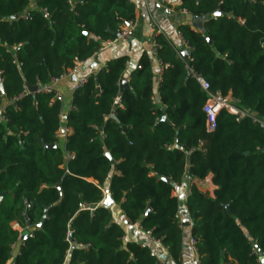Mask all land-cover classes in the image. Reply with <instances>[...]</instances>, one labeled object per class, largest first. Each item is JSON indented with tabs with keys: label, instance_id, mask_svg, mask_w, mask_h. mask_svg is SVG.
<instances>
[{
	"label": "trees",
	"instance_id": "obj_1",
	"mask_svg": "<svg viewBox=\"0 0 264 264\" xmlns=\"http://www.w3.org/2000/svg\"><path fill=\"white\" fill-rule=\"evenodd\" d=\"M178 10L200 17L204 32L178 27L188 61L162 36L154 39L163 66L157 102L150 58L140 57L121 93L127 59L116 58L74 90L65 121L70 133L60 146V99L54 91L30 93L27 86H48L76 62L90 60L134 20V5L0 0V106L6 102L0 122V264H8L19 239L11 224L24 229L25 217L30 226L38 224L44 211L40 229L31 232L13 264H160L148 247L123 244L124 231L104 206L107 182L124 218L158 241L172 264H181L184 234L173 192L185 177L209 175L213 197L192 187L186 201L188 214L195 215L190 240L199 264H260L264 133L225 111L208 132L202 111L208 97L186 66L212 93L264 118V0H181Z\"/></svg>",
	"mask_w": 264,
	"mask_h": 264
},
{
	"label": "crops",
	"instance_id": "obj_2",
	"mask_svg": "<svg viewBox=\"0 0 264 264\" xmlns=\"http://www.w3.org/2000/svg\"><path fill=\"white\" fill-rule=\"evenodd\" d=\"M30 1L33 2L34 0ZM131 2L135 8L134 22L136 24V29L129 43L114 44L108 47L104 46L90 60L80 63L73 74L63 77L52 85L53 91L62 104L60 130L66 127L65 122H63L62 119L66 118L68 112L72 109L71 99L78 79L86 78L90 74H95L98 70H101L110 61L116 58L126 57L127 61L125 65V74L122 80L126 81L128 84L129 74L138 68L140 57L146 54L151 61V72L153 74L154 85V95L152 100L154 101L153 103H156L163 66L157 58L152 55V40L157 36H162L168 44L172 46L176 53L186 50V45L183 43L182 37L178 35V27L180 25L187 24L185 19L186 15L180 13L178 9L171 11L167 10L166 7L160 4L159 0H134ZM152 20L157 24L161 31V35H157L155 30L149 27ZM5 105L6 102H3L0 108L3 109ZM66 137H63L61 133L58 132V145L62 146ZM211 179L212 175H209L204 180H196L185 177L182 183L174 189L173 196L178 200L179 204L177 218L184 234L181 264H199V257L194 246L190 243V229L193 225V220L186 210V201L191 194L192 187H195L202 192H207L211 197H213L216 187L212 184ZM108 186L109 183L107 182L103 191L105 196L104 199L108 196ZM109 209L111 211L113 221L124 231V237L122 239L124 245L127 243H136L146 246L151 250L160 263L172 264L168 257L167 250L159 242L152 241L138 225L130 224L124 218L117 205L113 203ZM184 220H188L187 227L181 226V223ZM13 223L18 224V226L21 227L18 222ZM36 224L27 228V224L25 223V228L23 229L21 227L22 230L20 234L25 231L31 233L35 230ZM21 245L22 244L19 242L16 244V247L13 249L12 258L8 264L14 261L15 256L19 253ZM260 263L264 264V257L260 259Z\"/></svg>",
	"mask_w": 264,
	"mask_h": 264
},
{
	"label": "built area",
	"instance_id": "obj_3",
	"mask_svg": "<svg viewBox=\"0 0 264 264\" xmlns=\"http://www.w3.org/2000/svg\"><path fill=\"white\" fill-rule=\"evenodd\" d=\"M130 1H134V0H130ZM159 2H160L161 5L166 7L167 10H169V11L178 9L180 7V5H181V0H159ZM179 11L183 15H187V13L184 10H179ZM149 27L151 29H154L155 33L157 35H161V31L158 28V26L155 23V21L152 20L150 22ZM135 29H136V24H135L134 20L123 24L122 26H120V28L115 33V36H114L113 40L105 42L104 46L108 47V46H111V45H114V44H127V43H129V41L132 39V36H133V34L135 32ZM178 35L181 37L180 33H178ZM183 43H184V41H183ZM158 47L159 46L155 43V40L153 39L152 40V50H151V52H152V55L155 56V57H156V52H157ZM186 50H188V52H189V49L187 47H186ZM176 54H177L178 57L182 58V52H177ZM79 64H80L79 62H76L74 64V67L71 70H69L65 75H63L60 79H62L65 76H68L70 74H73L74 71L77 69ZM186 71L188 73V76L191 79H193L200 86L201 90L208 97L207 101H206V103H205V105H204V107L202 109V111H203V113L205 115L206 130L208 132H213L216 129V118H217V116H218V114L220 112L225 111V112L233 115L235 117L236 122H239L242 119H249L251 121L252 125L256 126L258 129H260L264 133V118H260L257 115H254L253 113H251L249 111L241 109L239 107V105H238V102L236 100H234L233 98H231L230 96L222 97L218 93H212L211 90H210V86L205 81V79L202 76L196 74L191 67L186 66ZM60 79L52 80L51 83H50L51 85L49 84L48 86L40 88V91H42L44 93H50L51 91H53L52 85H54ZM84 83H85V78L78 79L77 82H76V88L82 87ZM3 109L0 108L1 121L3 119L2 118ZM69 133H70V130L65 127L64 129H62L61 135L63 137H66ZM57 137H58V134H57ZM26 208H30V204H26ZM25 223L26 224L29 223V219L27 217H25ZM11 227H12V229L14 231L19 232L18 241L15 244L12 245V254H13V249L16 247V244L18 242L23 244L20 241V236H21L20 232H21L22 228L19 227L18 224H15V223L11 224ZM145 234L152 241L158 242V241H155L154 239H152L148 232H145ZM28 237H32V234L29 233ZM190 243H191V245L194 246V242L192 240H190ZM151 254L154 256V254L152 252H151ZM10 264H13V262H11ZM160 264H165V263H160Z\"/></svg>",
	"mask_w": 264,
	"mask_h": 264
},
{
	"label": "water",
	"instance_id": "obj_4",
	"mask_svg": "<svg viewBox=\"0 0 264 264\" xmlns=\"http://www.w3.org/2000/svg\"><path fill=\"white\" fill-rule=\"evenodd\" d=\"M218 15H219L218 12H216V13L213 14L214 17H216V16H218ZM13 19H17V16H14ZM185 19H186L187 24L190 25L192 28L197 29V30H200L202 33L204 32V30H203V25H202L203 20H202L200 17L192 16V15H190V14H187V15L185 16ZM85 35H87V34H85ZM207 41H208L209 44H211V40H210L209 38L207 39ZM182 58L184 59V61H188V59H189V52H188V50H184V51L182 52ZM127 86H128L127 82L124 81V80H121V81L119 82L120 93H121L124 89H126ZM0 90H1V94L3 95V94H4L3 88L1 87ZM27 90H28V92H30V93H38V92L40 91V88L37 87V86H27ZM162 112H164V109H162ZM254 115H256V114H254ZM0 121H1V115H0ZM62 121L65 122V121H66V118H63ZM160 121H166L165 116H163V117L160 119ZM59 132L62 133V130H59ZM52 147H54V146H52ZM106 156H107V157L109 158V160L112 162V159L110 158V156H109L108 153L106 154ZM187 166H189V162H187ZM165 181L168 182L169 180H165ZM57 188H59V186H57ZM107 194H108V196L104 199V206L107 207V208H109V207L113 204V202H112V200H111L110 197H109V193H107ZM93 209H94V208L91 207V210H93ZM228 212H229V211H228ZM46 213H47V212L44 211V216L42 217L41 222L38 223V224L35 226V230H39V229H40L41 224H42V222L44 221V219H45V217H46ZM146 213H147V210L145 211V214H146ZM229 214H230V212H229ZM194 217H195V215L192 216V218H194ZM181 226H182V227H187V226H188V220H184V221L181 223ZM27 228H30V224H29V223H27ZM28 236H29V233H28L27 231L23 232V233L21 234V236H20V241H21L22 243H25L26 240H27V238H28Z\"/></svg>",
	"mask_w": 264,
	"mask_h": 264
}]
</instances>
